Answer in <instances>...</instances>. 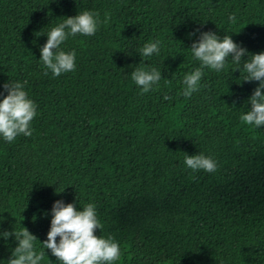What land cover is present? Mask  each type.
I'll return each instance as SVG.
<instances>
[{
  "label": "trees",
  "instance_id": "trees-1",
  "mask_svg": "<svg viewBox=\"0 0 264 264\" xmlns=\"http://www.w3.org/2000/svg\"><path fill=\"white\" fill-rule=\"evenodd\" d=\"M85 10L98 29L61 44L76 68L54 76L40 59L47 34ZM204 32L264 53V0H0V100L19 82L37 105L30 137L0 136V233L26 227L40 264H61L42 245L54 203H92L96 235L120 245L113 264H264V126L240 119L259 82L243 81L250 56L229 57L183 96ZM157 40L159 55L141 57ZM137 67L161 71L147 93ZM198 154L217 170L189 169ZM17 245L0 236V264Z\"/></svg>",
  "mask_w": 264,
  "mask_h": 264
},
{
  "label": "clouds",
  "instance_id": "clouds-1",
  "mask_svg": "<svg viewBox=\"0 0 264 264\" xmlns=\"http://www.w3.org/2000/svg\"><path fill=\"white\" fill-rule=\"evenodd\" d=\"M98 16V13L85 10L74 17H67L47 34V42L41 48L40 59L54 76L75 70V51L65 52L60 46L69 36L95 35L100 23ZM229 19L235 22L236 18L233 15ZM191 49L201 66L184 76L185 87L182 95L190 98L192 93L198 90L205 67L219 72L224 69L229 57L239 64L243 57L250 56L243 65L247 73L243 81H258L259 85L250 97L251 109L240 119L247 125L264 126V53L249 54L245 48L235 43L231 36L225 35L221 39L212 32L202 33L199 42L193 43ZM159 51V40L149 42L142 48L140 56L150 57L154 53L159 55ZM44 74L47 75V72ZM131 78L142 88L143 93H147L158 84L162 75L156 68L137 67L131 72ZM4 88L7 95L0 100V136L7 142H13L20 134L30 137L31 122L37 115L36 103L29 98L24 84L7 83ZM164 99L171 98L165 95ZM184 163L193 171L204 170L211 173L217 170V162L203 154L186 155ZM101 228L95 204L88 203L84 205L83 210H77L74 203L56 201L52 208L47 240L42 245L44 249L50 250L61 264H113L121 256L120 245L111 237L97 236L96 230ZM0 236L5 240L14 236L18 242L8 264H40L43 260L45 252L35 250L34 242L38 239L26 227L22 226L19 231L2 232Z\"/></svg>",
  "mask_w": 264,
  "mask_h": 264
}]
</instances>
